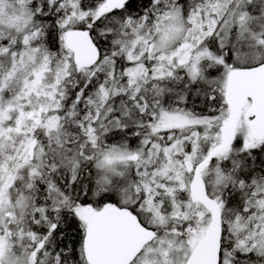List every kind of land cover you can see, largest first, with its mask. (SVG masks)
Returning a JSON list of instances; mask_svg holds the SVG:
<instances>
[{
  "label": "snow or ice",
  "instance_id": "6c2138e0",
  "mask_svg": "<svg viewBox=\"0 0 264 264\" xmlns=\"http://www.w3.org/2000/svg\"><path fill=\"white\" fill-rule=\"evenodd\" d=\"M0 264H264V0H0Z\"/></svg>",
  "mask_w": 264,
  "mask_h": 264
}]
</instances>
